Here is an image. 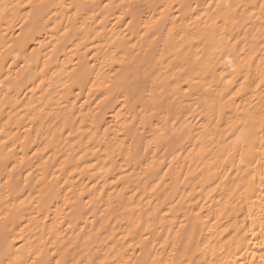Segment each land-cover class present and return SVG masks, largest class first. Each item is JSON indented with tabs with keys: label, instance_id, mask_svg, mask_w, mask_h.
<instances>
[{
	"label": "clouds",
	"instance_id": "1",
	"mask_svg": "<svg viewBox=\"0 0 264 264\" xmlns=\"http://www.w3.org/2000/svg\"><path fill=\"white\" fill-rule=\"evenodd\" d=\"M0 264H264V0H0Z\"/></svg>",
	"mask_w": 264,
	"mask_h": 264
},
{
	"label": "bare ground",
	"instance_id": "2",
	"mask_svg": "<svg viewBox=\"0 0 264 264\" xmlns=\"http://www.w3.org/2000/svg\"><path fill=\"white\" fill-rule=\"evenodd\" d=\"M26 128H27V126H26ZM24 130H26V129H22L21 131H24ZM21 139H23V137H21ZM33 151H36V149H33ZM196 152H199V148L196 149ZM29 155H31V153H29ZM89 163H94V161H90ZM205 163H206V162H205ZM36 166H37V167H43V166H44V161H43V159L40 160V161H38ZM58 166H59V162H58ZM87 167H88L87 164L81 165V170H83V169H85V168H87ZM69 171L73 173V175H72V179H76V176L79 174V172H77V171H75V170H73V169H70ZM196 171H197V167L194 165V166L191 167V168H185V169H184V174H185V175H190L189 173L192 174V173H194V172H196ZM162 175H163V173H162ZM115 179H116V178H114V180H115ZM80 189H84V184H80ZM85 199H87V196L85 197Z\"/></svg>",
	"mask_w": 264,
	"mask_h": 264
},
{
	"label": "snow or ice",
	"instance_id": "3",
	"mask_svg": "<svg viewBox=\"0 0 264 264\" xmlns=\"http://www.w3.org/2000/svg\"><path fill=\"white\" fill-rule=\"evenodd\" d=\"M239 91H240V90L238 89L236 94H238ZM204 150H205V149H204L203 146L199 149L200 152H203ZM228 155H231V151H229ZM227 158H228V156H225V157H224L225 160H226ZM207 163L211 164L212 162L209 161V162H207ZM189 174H191V173H189ZM81 191H83V189H81ZM70 203H71L70 200H65V204H70ZM221 211H222V209H221ZM192 215L195 217V216H198V213H192ZM180 227L183 228V227H184V224L182 223V224L180 225ZM178 232H179V230H178Z\"/></svg>",
	"mask_w": 264,
	"mask_h": 264
}]
</instances>
